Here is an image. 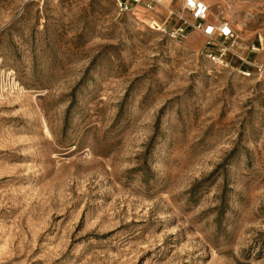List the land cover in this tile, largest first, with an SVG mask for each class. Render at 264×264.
Listing matches in <instances>:
<instances>
[{"label":"rangeland","instance_id":"1","mask_svg":"<svg viewBox=\"0 0 264 264\" xmlns=\"http://www.w3.org/2000/svg\"><path fill=\"white\" fill-rule=\"evenodd\" d=\"M206 1L0 0V264H264V0Z\"/></svg>","mask_w":264,"mask_h":264},{"label":"built area","instance_id":"2","mask_svg":"<svg viewBox=\"0 0 264 264\" xmlns=\"http://www.w3.org/2000/svg\"><path fill=\"white\" fill-rule=\"evenodd\" d=\"M160 1L161 0H115L119 13H127L138 7H142L147 11H152L156 5L161 3ZM173 1L174 0H170L169 7L167 8L169 13L166 20L161 25H158L157 22L153 21V23L157 25L158 30L166 31V23L168 19L171 16H176L180 25L170 29L175 38H186L187 28L189 26L201 31V33L208 39V43L216 37H220L225 41H232L236 38V30L229 21L220 20L215 22L211 20V7L206 0H176L181 4V12H177L170 8ZM183 12L189 13L193 22H189ZM223 55L224 53L218 57L222 64L225 61Z\"/></svg>","mask_w":264,"mask_h":264},{"label":"bare ground","instance_id":"3","mask_svg":"<svg viewBox=\"0 0 264 264\" xmlns=\"http://www.w3.org/2000/svg\"><path fill=\"white\" fill-rule=\"evenodd\" d=\"M160 2H161L160 3L161 6L165 7L166 9L169 7L170 0H161ZM158 8H160V7H158ZM159 11H160V9L156 10V13H158Z\"/></svg>","mask_w":264,"mask_h":264}]
</instances>
